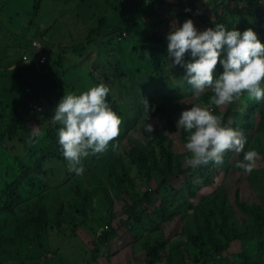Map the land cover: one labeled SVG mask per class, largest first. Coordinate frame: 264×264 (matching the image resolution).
<instances>
[{
    "label": "rangeland",
    "instance_id": "1",
    "mask_svg": "<svg viewBox=\"0 0 264 264\" xmlns=\"http://www.w3.org/2000/svg\"><path fill=\"white\" fill-rule=\"evenodd\" d=\"M205 1L207 0H196V9L212 19L205 10ZM231 1L224 0V3L230 4ZM34 2L35 0H0V113L4 112L8 116L11 107L19 109L26 98L27 86H40V102L43 105V113L32 111L31 120L36 126L34 123L24 124L21 137L14 140H9L4 134L8 125L7 122H2L3 115H0V137L4 135V141L0 143V197L13 179L19 176V163L26 161L24 164L31 166L40 156V152L34 149L47 142L45 131L60 127L59 124L52 123L51 117L64 94L80 92L70 91L69 88L74 85L67 81L75 68L82 67L80 82H87L89 77H93L98 81L96 84H111L108 85L111 98L120 106L118 115L122 122L120 134L114 141L116 148L113 149V142H110L104 153L84 158V172L81 175L69 172L66 161H48L43 165V174H34L36 187L22 185L20 202L0 218L2 233L14 234L22 223L26 210L36 203L45 205L52 216L59 212L65 217L71 211V196L73 197L75 187L87 189L91 197L86 218L76 221L79 227L63 225L44 234L41 241L30 234L20 245L12 247L11 253L4 254L8 264H147L146 250L143 247L146 236L151 242L154 241L157 250L161 248L157 242H165L163 255L154 263L165 264L168 255L182 252L186 232L198 231L197 224L191 219L193 207L188 208L187 201L195 206L206 203L207 200L223 202V209L225 210V206L229 215L228 221L233 219L240 225L245 217L234 205L235 192H239L240 198L248 204L258 203L264 209V179L256 175L264 170V140L260 132V116L256 112L251 118H247L252 108L249 104L257 105L264 101L257 102L247 94L242 98L248 100V105L242 101L238 108L245 124L252 125L250 130L243 127L242 132L247 138L245 151L255 149L259 153L256 167L251 173H245L236 167V161L243 158V153L226 151L223 164L209 163L206 167L201 166L195 170L190 168L177 173L147 202V193L155 184L149 185L141 180L135 163L125 153L127 139L141 142L142 145L153 142L161 115L148 122L138 123L136 109L142 110L144 99L149 104L163 100V96L151 93L152 84L161 87L162 94L174 91L168 95L165 104L175 112L176 120L181 111L191 104L192 90L183 78L184 69L179 66L171 67L169 58H162L167 55L166 33L171 24H182L185 20V17L173 16L171 13L183 0H82L77 9H71L68 4L59 7L53 1L44 0L43 13L39 16L33 11ZM235 2L237 6H244L246 0ZM259 12V17L264 18L263 0L260 2ZM56 16L62 26L59 32L60 25L57 29L53 26ZM193 21L198 29H205ZM117 32H120V36L116 39ZM156 40L162 41L161 46ZM79 44H83L84 51L75 53ZM37 46L41 47L42 52L45 51L46 63L49 53H53V72L43 69L44 64L41 66L37 60L42 57L37 58L36 53L30 59L28 54ZM56 53L63 56L61 68L58 66L59 58ZM154 53L157 59L152 69L136 73L132 71L133 67L149 63ZM24 55L28 56L29 61H24ZM98 58L103 60L101 67L93 65ZM118 63L124 68V74L119 79H112ZM67 71L69 73L65 74ZM162 82L166 85L162 86ZM235 109L237 108H233ZM228 122L231 124L233 118L230 117ZM148 123L153 125L151 133L146 131ZM33 126L36 129L40 127L38 130L41 134L34 142L29 143L28 132ZM169 138L175 151L186 152L178 138ZM4 152L14 156L11 168L3 163ZM110 167H124L127 170L134 183L132 191L125 185L120 187L119 183L109 178ZM14 171H17L15 176ZM187 183H190V189H187ZM26 186L29 187L28 190ZM31 189L38 191L30 194ZM104 191L110 195L109 200L102 196ZM135 193H139L145 200L136 210L133 209ZM159 209L164 211L161 217L155 211ZM137 213L140 220L136 217ZM219 221L220 217L216 216V222ZM110 232L117 236L108 238V242L100 247L99 254L93 256L94 241L98 243L100 237ZM226 251L229 255L240 252L239 242L229 241L223 253L227 254ZM203 261L197 254L191 257L185 254V262L173 264H202ZM211 264L221 263L213 259Z\"/></svg>",
    "mask_w": 264,
    "mask_h": 264
},
{
    "label": "trees",
    "instance_id": "2",
    "mask_svg": "<svg viewBox=\"0 0 264 264\" xmlns=\"http://www.w3.org/2000/svg\"><path fill=\"white\" fill-rule=\"evenodd\" d=\"M43 1L44 0H35L33 3V11L36 16H39L41 13H43ZM50 1L56 3L59 7H63V5L68 4L71 6V9H77L78 3L82 0ZM113 1L116 2L117 0ZM235 1L240 2L242 0H232V6L231 3L225 4L224 0L205 1V10L208 11L212 19L206 17L203 13H200L199 9H196V0H183V3L180 4L177 9H172L171 13L173 16L185 17V19L192 18L198 22V25L203 26L204 28L214 27L215 24H223L229 30L232 28H237L243 31L251 27L257 32L261 42L264 43V18L259 17L261 0H246L244 6H237ZM186 8L191 9V11H185ZM51 13L53 12L51 11ZM61 14L62 13L60 12V15ZM58 25H60V29L58 30L59 32L61 31L62 26L59 17L56 16L55 20L53 21V26L57 29ZM119 36L120 32H117L115 34L116 39ZM120 40H122V38ZM156 42H158V44L161 46V40H156ZM64 48L65 46L62 47L61 50ZM57 49H60V47ZM52 50L55 52L54 49ZM83 51V44H79L77 50L75 48V53H82ZM52 54L53 53H49V59L47 63L43 65L44 70L49 69L51 72H53L55 68ZM60 54L61 53L57 54L59 58V68H61L63 60V56ZM162 58L166 60L167 55ZM156 59V53H154L149 63H143L139 66L133 67L132 71L134 73L148 71L156 64ZM102 61V59L98 58L95 60V62H93V65L101 67ZM217 68L219 69V64L217 65ZM219 70L222 71V69ZM68 73V71L65 72V74ZM81 74V66L75 68L73 72H70L67 81H71V83L74 85L69 88L70 91H81L80 84L85 83L84 80L80 82ZM123 74L124 68L118 63L117 70L111 76V78L119 79L123 76ZM94 81L96 85L98 81H96L93 77H89L88 81L85 83V87L91 86L94 84ZM163 85L166 84L162 82V86ZM151 86V93H155L157 96H163V100L150 104L155 105V111L150 112V119L146 118L143 108L141 111L139 108H136L138 109L137 119L139 121L138 123H142L154 119L157 115H161L159 121L160 126H157L153 136V142L151 144L143 143L142 145L141 142L127 139V145L125 148V153L127 157L130 158L133 163H135L138 170V175L141 180L149 185L150 183L155 184V187L147 193V202H150L154 198V195L158 194L161 187L166 185L169 180L177 173L190 169V167L185 163L184 159L188 153L175 151L173 142L169 138V136L176 137L177 134L180 142L184 145L187 137V133L184 132L183 129L176 128L175 121L177 120L173 116L175 112L168 108L165 104L166 99L169 98L168 95L173 94L174 91L167 94H162V89L161 87H158L157 84H152ZM25 93L26 98H24V101H22V105L19 109H13V107H11L12 109L8 116H5L4 112L0 113V115H3L2 122H7L8 125L4 134L9 137V140H14L21 137L24 124L34 123V121L31 120L32 111L39 114L43 113V110L38 112L35 108V106L43 108V105L40 102L42 95L40 86H27L25 88ZM210 94L212 95V93ZM245 94H247L246 91L242 94L239 100L229 104L227 108L228 117L231 116L233 118V122L231 124L234 127H241L243 125L241 119L242 112L238 107L242 105V101L248 105V100H244L242 98ZM211 95H202L198 101L201 104H208L209 97ZM107 99L112 109L117 114H119L120 106L115 100L111 98V93H109ZM249 106L252 108H250L247 118H251L255 112L259 113L261 123L260 132L262 139L264 140V102L257 105L250 103ZM233 108L237 109L233 110ZM214 111L216 114H222L218 111L217 107H214ZM244 128L246 130H250L252 125L245 124ZM38 129H40V127ZM45 133L48 138L47 142L34 149L37 152H40V156L36 158L31 166H26L24 164L26 161H21L19 163V176L13 179V181L10 183L7 189L4 190L2 196L0 197V218L5 213L11 212L20 202V189L23 184L31 186L32 188L36 187L34 174H43L45 172L43 165L46 162L66 161L62 155V150L58 143L57 129L48 128ZM29 135L30 132H28V137ZM2 141H4V135L0 137V143ZM4 155L5 160L3 163L8 164L9 168H11L10 164L14 160L13 154L4 152ZM27 158L28 160L30 159V157ZM183 164H185V166H183ZM181 166L183 167L181 168ZM204 167H206V165H204ZM109 170L110 179H114L116 183H119L120 187L125 185L129 191H132L134 188V183L129 178L127 170L124 167H110ZM13 174L15 176L17 171H14ZM256 175L264 179V170L259 171L256 173ZM28 186H26V190H28ZM60 187L61 186L57 188V195L59 194ZM186 187L187 189H190V183H187ZM35 191H38V189H31L29 190V193L31 194ZM72 194L73 197L71 196L70 204L71 211L66 214L65 217H62L59 212H56L54 216H52L45 205L36 203L35 206L26 210L23 216V221L15 229L14 234H5L0 231V264H8V261L4 258V254L11 253V248L20 245L22 240L26 239L30 234L35 235L41 241L44 234L53 229L57 230V228H61L63 225L79 227L76 221L86 218L88 202L91 195L87 189H82L80 187H75ZM102 196H104L106 200L110 199V195L107 191L102 192ZM135 197L136 199L134 200L133 209L136 210L137 207L144 204L145 200L139 193H135ZM224 199L226 200V198ZM221 203H215L213 201L209 202L207 200L206 203H199L197 206H195L191 202H186L188 208L193 207L191 210V219L197 224L198 231L194 233L191 231L186 232L184 240L182 241V252H173L172 254L168 255L165 258V264L185 262V254L189 255L190 257L194 254H197L199 259L204 260L202 264H211V260L213 259H216V261L220 262L221 264H264V209H262L261 205L258 203L248 204L240 198L239 192H235L234 205L237 210L245 217L242 225H240L237 224V222L233 219L228 221L229 215L226 211V207L224 206V210ZM224 204H226V201H224ZM155 211L160 217L164 215L163 209ZM138 215L139 213H137L136 217L140 220L141 217L139 218ZM216 216L220 217L219 222H216ZM116 236L117 234L114 232H110L109 234L105 233L99 238L98 243L94 241L95 244L92 251L93 256H97L99 254L100 247L104 246L108 242V238L113 239ZM222 239H224V243H222ZM229 241L239 242L240 252L231 255H229L227 251V254L223 253L226 250ZM157 245L161 246L159 250H157L154 241L151 242L147 236L144 238L143 247L146 250L145 258L147 260V264H154L156 260H159L160 255L166 248V244L163 240H159Z\"/></svg>",
    "mask_w": 264,
    "mask_h": 264
},
{
    "label": "clouds",
    "instance_id": "3",
    "mask_svg": "<svg viewBox=\"0 0 264 264\" xmlns=\"http://www.w3.org/2000/svg\"><path fill=\"white\" fill-rule=\"evenodd\" d=\"M166 41L170 66L184 69L183 78L192 90L191 104L175 121L176 128L187 133L183 145L188 153L185 163L194 170L209 163L221 165L225 152L232 151L243 153L236 167L251 173L259 153L255 149L245 151L243 117V125L234 127L228 122L231 116L228 117L227 108L245 91L250 99L264 101V43L257 32L251 27L229 30L223 24L200 30L192 18H187L182 24H171ZM109 93V86L99 83L78 94H64L55 106L51 121L60 125L58 143L69 172L81 175L84 158L104 153L110 142L116 148L114 141L120 134L122 120L108 102ZM205 94L211 95L209 103L201 104L198 99ZM142 103L146 118L150 119L155 105H150L147 99ZM214 107L222 114H216ZM146 131H153L151 123ZM40 134L33 126L28 142H34ZM176 138L179 139L177 134Z\"/></svg>",
    "mask_w": 264,
    "mask_h": 264
},
{
    "label": "crops",
    "instance_id": "4",
    "mask_svg": "<svg viewBox=\"0 0 264 264\" xmlns=\"http://www.w3.org/2000/svg\"><path fill=\"white\" fill-rule=\"evenodd\" d=\"M39 47V49H37V47H35L34 48V50L32 51V52H30V57L32 58V55H33V53H36V55H37V57H42L43 55H45V51H43L42 52V50H41V47L40 46H38ZM41 53H44L43 55H41ZM46 56V55H45ZM47 57V56H46ZM38 60V59H37ZM39 64H40V62H39ZM41 66H42V64H40ZM36 67H37V65H36ZM72 78V77H71ZM70 78V79H71ZM86 83V82H85ZM85 83H81L80 84V87H81V91L80 92H82V91H86L88 88H90V87H92V85L91 86H87V87H85ZM94 85V84H93ZM95 86V85H94Z\"/></svg>",
    "mask_w": 264,
    "mask_h": 264
},
{
    "label": "built area",
    "instance_id": "5",
    "mask_svg": "<svg viewBox=\"0 0 264 264\" xmlns=\"http://www.w3.org/2000/svg\"><path fill=\"white\" fill-rule=\"evenodd\" d=\"M37 49H39V47L37 46ZM44 53H41V55H43ZM29 55V57H30V54H28ZM37 58H40V57H37ZM23 59H24V61H29V58H28V56L27 55H24L23 56ZM30 59H31V57H30ZM39 60V62H40V64H45L46 63V60H47V57L45 56V55H43L42 56V58L41 59H38ZM29 91V90H28ZM35 108H36V110L38 111V112H41L42 110H43V108L42 107H36L35 106Z\"/></svg>",
    "mask_w": 264,
    "mask_h": 264
}]
</instances>
